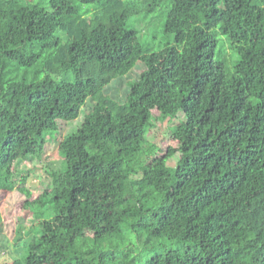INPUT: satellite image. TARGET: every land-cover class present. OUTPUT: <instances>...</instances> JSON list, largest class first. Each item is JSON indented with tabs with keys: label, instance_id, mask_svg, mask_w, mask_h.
I'll return each instance as SVG.
<instances>
[{
	"label": "trees",
	"instance_id": "1",
	"mask_svg": "<svg viewBox=\"0 0 264 264\" xmlns=\"http://www.w3.org/2000/svg\"><path fill=\"white\" fill-rule=\"evenodd\" d=\"M49 2L0 0V193L15 191L19 161L44 160L63 124L90 99L94 107L58 145L65 164L27 207L31 226L21 221L0 255L10 264H264V0ZM163 5L168 42L147 53L130 23L139 8ZM100 10L107 23L86 18ZM227 50L237 56L231 74ZM138 63L148 73L125 101L107 96ZM153 112L156 122L185 116L164 157L148 138Z\"/></svg>",
	"mask_w": 264,
	"mask_h": 264
},
{
	"label": "rangeland",
	"instance_id": "2",
	"mask_svg": "<svg viewBox=\"0 0 264 264\" xmlns=\"http://www.w3.org/2000/svg\"><path fill=\"white\" fill-rule=\"evenodd\" d=\"M24 1V0H23ZM29 2L40 1L45 7L49 6V0H27ZM142 12L132 18L130 25L137 26L142 32L141 39L146 48L147 53H153L159 51L168 42V39L164 36L161 28L162 21L166 13L171 9L168 5H163L161 8H157L155 13L148 14L146 10L139 8ZM144 10V11H143ZM89 20H97L101 23H107L108 18L103 10L94 11L88 16ZM60 37H63L60 35ZM217 38L220 42V49L222 51L225 45H228L227 39L220 33L217 34ZM226 54V66L228 74L234 72V66L237 60V56L233 52L227 50ZM148 71L142 63H138L136 68L123 79L114 81L106 90L105 94L124 102L126 95L129 93L131 85L139 83L140 80L146 76ZM57 80L67 81L64 77H59ZM94 103L90 99L86 106L81 110L78 119L64 123L62 126L63 132L58 138L57 143L49 144V154L42 161H27L21 160L15 167V191L13 193H0V214L4 222V236L0 239V247L2 245H11L15 238L16 232L21 221L24 222L26 227L31 226L32 217L28 213L27 207L39 199L45 192L51 191L53 172L61 171L64 167L65 160L61 156L59 151V144L67 136L73 135L82 128L86 117L93 111ZM157 112H153L152 121H154V129L149 131V140L156 145L157 157H164L168 155L169 148H176L177 143L174 140L173 134L176 128L185 121L183 112H180L175 118L169 119L165 122L157 121ZM51 135H49V138ZM179 161V154H175L172 158L168 159L167 166L169 168H176ZM4 177V174L0 171V181ZM26 209V211H25ZM4 255V253H3ZM1 253L0 264H10V260L4 257Z\"/></svg>",
	"mask_w": 264,
	"mask_h": 264
}]
</instances>
